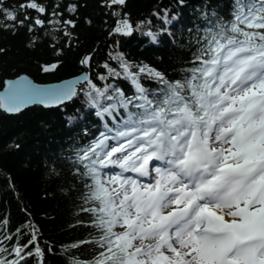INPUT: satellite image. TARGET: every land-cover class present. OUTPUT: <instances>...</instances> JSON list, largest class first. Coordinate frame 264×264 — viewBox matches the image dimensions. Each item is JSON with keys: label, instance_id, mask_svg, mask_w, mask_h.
Segmentation results:
<instances>
[{"label": "snow or ice", "instance_id": "snow-or-ice-1", "mask_svg": "<svg viewBox=\"0 0 264 264\" xmlns=\"http://www.w3.org/2000/svg\"><path fill=\"white\" fill-rule=\"evenodd\" d=\"M109 3L126 0H106L105 6ZM61 7L76 16L81 4L61 0L55 8ZM29 9L47 14L38 0H22L15 8L0 0V31L44 26L40 16L27 14ZM51 15L56 30L71 39L69 29L77 20L59 11ZM230 16L226 20L207 6V26L194 38L191 66L181 70L180 79L133 65L123 54L111 56L120 71L105 63L108 76L99 79L123 76L135 90L132 96L114 85L97 87L87 73L51 87L26 76L3 81L0 110L6 113H20L30 104L63 106L81 91L101 118L118 108L127 113L115 130L101 132L69 158L70 187L79 200L77 223L92 234L68 247L91 245L97 252L91 259L69 256L68 264H264V0H233ZM164 22L171 20L165 16ZM138 28L123 19L113 33L128 36ZM144 34L156 41V33ZM35 42L33 37L29 46ZM4 51L0 48V54ZM91 60L89 53L79 63L90 67ZM60 66L53 61L41 71ZM144 79L158 87H145ZM81 81L87 91L77 89ZM157 162L163 166H154ZM114 168L119 171H106ZM8 186L14 188V181ZM80 214L88 217L86 224ZM8 224L0 216V264L30 259L44 264L38 230L28 223L9 234Z\"/></svg>", "mask_w": 264, "mask_h": 264}, {"label": "trees", "instance_id": "trees-1", "mask_svg": "<svg viewBox=\"0 0 264 264\" xmlns=\"http://www.w3.org/2000/svg\"><path fill=\"white\" fill-rule=\"evenodd\" d=\"M21 2L4 0V6L15 8ZM38 2L46 6L47 14L31 9L27 14L33 19L40 16L46 22L44 26H37L32 32L25 26L15 34L0 31V48L5 49L0 54V88L5 79L22 73L39 83L77 76L84 71L79 61L89 53L92 60L86 68L87 74L99 88L114 85L127 96L134 94V88L123 76L99 79L101 75L108 76L105 63L120 71L118 61L111 59L119 54L133 65H147L166 73L169 79H180L181 70L191 66L192 53L197 47L194 38L202 35V29L207 26L204 19L207 6L210 4L211 11L228 20L233 4V0H183V3L180 0H126L124 5L105 6L106 0H79L78 14L70 16L64 7L55 8L61 0ZM53 11L63 12L65 19L77 20L76 27L69 29L71 39L62 30H56ZM165 16L171 23L164 22ZM18 18L23 19V14ZM50 19L51 24L47 23ZM123 19L134 29L136 25L140 28L128 36L113 33ZM148 31L156 33L155 42L144 34ZM33 37L35 46H29ZM56 49H62L59 56ZM53 61L60 62L58 70L41 71L42 65ZM142 83L149 89L158 87L147 79ZM82 87L88 90L83 85L78 90ZM135 110L129 108V111ZM96 111L83 91L56 108L33 106L17 115L0 110V216L8 219L9 234L28 223L38 230V243L45 252L44 264H68L69 256L91 259L97 252L91 245L78 249L68 247L92 234L90 228L77 223L79 200L70 187L69 158L95 141L106 126L113 127L114 118L126 119L127 113L118 108L113 115L101 118ZM9 181H14V188H9ZM79 219L86 224L88 217L80 214ZM48 248L52 251L48 252ZM28 264L35 261L30 259Z\"/></svg>", "mask_w": 264, "mask_h": 264}, {"label": "water", "instance_id": "water-1", "mask_svg": "<svg viewBox=\"0 0 264 264\" xmlns=\"http://www.w3.org/2000/svg\"><path fill=\"white\" fill-rule=\"evenodd\" d=\"M82 67H83L84 71H83L82 73H80L79 75H77V76H73V77H69V78H65V79H62V80H59V81H56V82L39 83V82L34 81V80H33L28 74H25V73L19 74V75L13 77V78H7V79H5L4 81H6V80H15V79H17L19 76H26V77H27V78H28L33 84H35V85H37V86H41V87H51V86H55V85H61V84H63V83L66 82V81H72V80H75L77 77H81L82 74L87 73V70H86L87 67H84V66H82ZM44 73H45V72H44ZM79 85H83V82L81 81V83H78V84L76 85L77 89H78ZM5 89H6V85L3 83V86L0 88V93H3V92L5 91ZM68 102H70V101L65 102V104L68 103ZM33 106H40V107L45 108V109H51V108L60 107V106L45 107V106L42 105V104H30V105H28L26 108L22 109L21 112H23V111H25V110H27V109L33 107ZM2 111H3V110H2ZM3 112H4V111H3ZM21 112H20V113H21ZM4 113H6V112H4ZM20 113H6V114H7V115H17V114H20Z\"/></svg>", "mask_w": 264, "mask_h": 264}, {"label": "rangeland", "instance_id": "rangeland-1", "mask_svg": "<svg viewBox=\"0 0 264 264\" xmlns=\"http://www.w3.org/2000/svg\"><path fill=\"white\" fill-rule=\"evenodd\" d=\"M123 120H124V119H123ZM113 122H114V126H113V127L106 126L103 132H106L107 129H113V130H115V128L117 127V125L120 124L121 120H119V119H115V118H114V119H113ZM154 166H161V167H162L163 165L160 164L159 162H157V164L154 165ZM106 171H109V172H117V171H119V169H118V168L107 169ZM125 175H131V174H130V173H125ZM132 176H133V175H132ZM144 179H145V182H147V179H148V178H144ZM117 230H119V229H117Z\"/></svg>", "mask_w": 264, "mask_h": 264}]
</instances>
